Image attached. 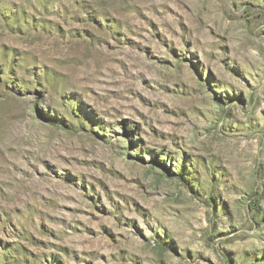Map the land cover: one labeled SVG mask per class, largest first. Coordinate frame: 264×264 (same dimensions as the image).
I'll list each match as a JSON object with an SVG mask.
<instances>
[{
	"label": "rangeland",
	"instance_id": "obj_1",
	"mask_svg": "<svg viewBox=\"0 0 264 264\" xmlns=\"http://www.w3.org/2000/svg\"><path fill=\"white\" fill-rule=\"evenodd\" d=\"M0 264H264V0H0Z\"/></svg>",
	"mask_w": 264,
	"mask_h": 264
}]
</instances>
